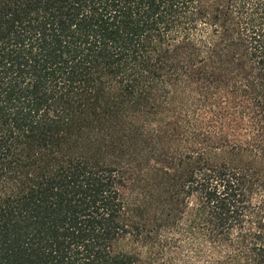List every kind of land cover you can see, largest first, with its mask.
<instances>
[{"label": "trees", "instance_id": "1", "mask_svg": "<svg viewBox=\"0 0 264 264\" xmlns=\"http://www.w3.org/2000/svg\"><path fill=\"white\" fill-rule=\"evenodd\" d=\"M0 264H264V0H0Z\"/></svg>", "mask_w": 264, "mask_h": 264}]
</instances>
